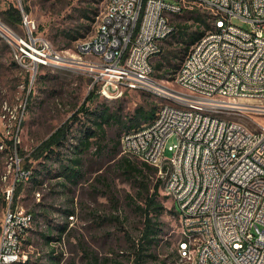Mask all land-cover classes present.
<instances>
[{
  "label": "built area",
  "instance_id": "2783aa9c",
  "mask_svg": "<svg viewBox=\"0 0 264 264\" xmlns=\"http://www.w3.org/2000/svg\"><path fill=\"white\" fill-rule=\"evenodd\" d=\"M175 1L108 0L111 13L101 14L107 15L105 30H98L97 38L77 41V53L91 55L92 63L68 61L67 53L34 36L35 23L25 16L28 38L15 37L16 59L22 65L28 61L33 74L39 67L82 69L104 98L119 99L135 90L178 97L180 110L169 108L155 127L123 136L122 153L151 167L162 164L160 180L168 166H176L172 187L165 192L171 199L180 194L175 211L192 240L179 244L189 258L190 246L200 247V262L194 264H264V140L247 151L248 137L255 135L246 125L219 116L237 107L264 119V0H254L256 14L248 13L243 0ZM198 9L210 20L211 12L220 10V25L192 45L188 64L176 80L193 87V94H181L156 78L153 58L176 32L170 16ZM235 18L251 29L235 25ZM189 104H198V111L189 113ZM202 106H210V114H200ZM172 137L177 141L167 146ZM227 166H235V174L222 180ZM12 193L5 196L0 264L28 259L26 253H16L18 229L28 211L12 206ZM195 226H202L203 234H196ZM227 247H234V255H227Z\"/></svg>",
  "mask_w": 264,
  "mask_h": 264
},
{
  "label": "rangeland",
  "instance_id": "374dc122",
  "mask_svg": "<svg viewBox=\"0 0 264 264\" xmlns=\"http://www.w3.org/2000/svg\"><path fill=\"white\" fill-rule=\"evenodd\" d=\"M107 3L108 0H0V22L8 31L0 29L11 39L28 38L24 19L15 26L5 19L4 12L14 4L24 18L35 23V37L48 40L57 50L74 52L77 42L71 38L80 34L92 37ZM198 13L210 22L211 28L212 16L210 20L201 9L171 15L170 20L175 25L190 24L194 30ZM233 23L251 29L240 18L233 19ZM186 47L173 35L164 42L163 53L153 58L154 66H164L156 70V78L181 94L187 91L174 80L192 48L187 51ZM16 52L15 44L0 34V225L8 205L5 196L13 190L12 206L22 207L34 216L23 244V253L28 256L23 264H134L133 245L144 228L139 206H144L146 194L140 181L148 182L153 192L160 178L157 168L149 169L140 159L122 153L121 140L126 130L117 120H126L140 106H156L158 111L167 100L137 90L119 99L104 98L91 87L92 81L82 69L39 67L33 74L28 61L24 65L17 61ZM170 63L180 68L172 69L175 73L164 79L158 77L170 68ZM94 90L96 96L88 102ZM84 105L89 111L108 107L115 118L104 125V134L92 139L90 149L76 151L83 138V123L94 127L95 122V116L79 112ZM76 115L79 121L74 120ZM219 116L253 126L249 116L232 109ZM252 117L264 124V119ZM67 122L72 127L63 147L56 148L53 155L47 152L52 155L49 158L35 159L36 149ZM176 141V137L170 138L167 146ZM165 155L171 157L172 152L167 150ZM73 159L81 161L75 167L80 170L78 183L65 176V166L73 165ZM131 168L135 171L130 173ZM162 182L160 194L166 208L161 218L163 231L159 245L150 250L148 264H188L177 256L183 227Z\"/></svg>",
  "mask_w": 264,
  "mask_h": 264
},
{
  "label": "trees",
  "instance_id": "16d2710c",
  "mask_svg": "<svg viewBox=\"0 0 264 264\" xmlns=\"http://www.w3.org/2000/svg\"><path fill=\"white\" fill-rule=\"evenodd\" d=\"M5 19L8 24L11 26H15L17 24L22 23L24 19V15L20 8L15 6L14 4L10 5L9 8L4 12ZM98 15V14H97ZM95 18L92 19V24L95 23ZM195 26L194 30H192V27L190 24H184V25H176V32L174 33V36L177 35L178 41L187 44V51L191 48V46L197 42L204 34L205 32L210 29V24L207 21L206 18L201 16L199 13L194 18ZM91 27V26H90ZM86 36L84 34L80 35H74L71 39L74 41H79L82 38H85ZM190 51V50H189ZM163 53V52H162ZM161 53V54H162ZM187 53V52H186ZM160 54V55H161ZM163 64L159 63L155 66V70H161L163 69ZM179 69L180 67L176 64L170 63V68L164 69L162 74H159L158 77L161 79H164L167 77L168 74L175 73L172 69ZM156 73V72H155ZM96 96V90L92 91L90 95L87 98V101H91ZM79 112H86L88 116L92 117L95 116V122L94 127L90 126L89 124L86 125L83 123V138L81 139V142L79 146H77L76 151L79 149L82 150H88L93 145L92 139H95L96 136H99V134H104V125L108 123L110 120H113L115 117L113 114L109 112L108 107H104L101 109L100 107L96 109L95 111H89L88 108L84 105L81 107ZM157 108L156 106L153 108H146L143 106L138 107L135 112L126 120H117L118 123L123 127V129L126 130L124 134L138 131L142 129L143 127L147 126L149 123L153 122L154 118L156 117ZM75 121H79V118L74 116ZM91 120V119H89ZM81 122V121H80ZM71 124L69 122L63 124L61 127L57 128V130L47 139L45 140L37 149L36 153L34 154L35 159H41V158H49L53 154H56L54 150L56 148H62L66 140L68 139V136L71 132ZM100 147V146H99ZM52 153V155H48V153ZM129 162V160H126ZM73 165H66L65 166V176L73 180L74 183H78L80 179V170L75 167H79L81 161L79 159H73L71 160ZM130 163V162H129ZM149 169L155 168L144 164ZM135 171V168L130 169V173ZM142 172L140 171V174ZM144 179L145 176H142ZM147 179V178H146ZM141 187L144 189L145 196V202L144 206H139V209L142 211V216L144 218V228L141 232V237L138 239V241L133 245L134 248V264H148V257H150L152 254L150 253V250L159 245V242L161 240L162 236V223L161 218L166 213V208L161 200V194H160V188L161 184L163 183L162 180H158L153 187V192L151 191L150 184L148 182L140 181ZM164 186V185H163ZM174 213H176L174 209ZM65 230V227L62 228V232ZM0 231H1V225H0ZM27 241V240H26ZM25 262H20L17 264H23ZM164 264V263H162Z\"/></svg>",
  "mask_w": 264,
  "mask_h": 264
},
{
  "label": "bare ground",
  "instance_id": "6f19581e",
  "mask_svg": "<svg viewBox=\"0 0 264 264\" xmlns=\"http://www.w3.org/2000/svg\"><path fill=\"white\" fill-rule=\"evenodd\" d=\"M243 1H246V5L248 6V13L249 14H256V5H254V0H243ZM103 13H111V6H106ZM211 16H212V21H211L212 27L211 28H218V26L220 25V10H213L211 12ZM106 27H107V15H101L98 27L96 29V32L90 38H97L98 30H105ZM0 28L5 29V26L1 22H0ZM5 30L8 31L7 29H5ZM8 36H10V35L8 34ZM205 36H206V34H204L202 37H205ZM13 39H15V37H13ZM191 50H192V48H191ZM61 53H67V60L70 62L92 63V56L91 55L84 54V53H77V49L74 52H71V51L63 52V51H61ZM161 53L162 52L154 53V58L156 56L160 55ZM188 61H189V55L187 56V58L183 62L182 66H186L188 64ZM182 66H181V68L178 71V74L176 76H178L180 74ZM174 83H176L177 85L184 88L187 91V94H193V87H189V85H187L185 82H178L175 78ZM165 88L169 89L171 91H175L173 88H169V87H165ZM158 95L163 96L167 100V102L161 105V107L159 108V110L156 113V117L154 118L153 122L149 123L147 126L143 127L140 130H146L149 127H155V120L157 118H161L162 115L165 114L167 110H169V108L171 110H180V100L178 99V97L166 96V94H158ZM107 98L114 99L116 97H107ZM228 109H232V111L238 112L242 115L249 116V120L251 121V124L253 126H249L247 123H244V122H239V121L225 119V118H224V121H232L233 123H237L239 125H246L249 128V133L255 135V137H248L247 151H254L256 148H259L262 141L264 140V131H262L261 124L259 122H257L252 117L255 114L254 113H246L243 111V109H240L237 107H228ZM224 110H226V109H224ZM197 111H198V104H189V113H196ZM200 114H210V106L200 107ZM140 130L130 132V133L131 134H140ZM124 136H129V133L125 134ZM153 167L157 168L158 172H162V164H153ZM175 173H176V166H168L167 169L165 170L164 178L162 180L164 181V183L166 185V190H168L169 188L172 187V184L174 182ZM234 174H235V166H227L224 169V172H222V180H230ZM172 200H173V205H174L175 210H179L180 194H172ZM33 220H34V216L32 214H28L26 216V223H22V229H18L19 241H17V243H16V253H18V254H24L23 253V244L26 240L25 239L26 236L28 235V233L31 229ZM195 233L196 234H203V227L202 226H195ZM179 240L180 241L192 240V232L187 231V229L185 227H183L182 237ZM180 241H179V243H180ZM179 243H178V247H177V256H178L180 261H182L184 263H188V264H194V263L200 262V247L199 246H190V258H189V256L182 254V246ZM227 255H234V247H227ZM23 261H24V259H11V260H9L8 264H17V263H20Z\"/></svg>",
  "mask_w": 264,
  "mask_h": 264
},
{
  "label": "water",
  "instance_id": "95a60500",
  "mask_svg": "<svg viewBox=\"0 0 264 264\" xmlns=\"http://www.w3.org/2000/svg\"><path fill=\"white\" fill-rule=\"evenodd\" d=\"M6 29V27H5ZM0 34H2V36H4L6 39H8L10 42L16 43L13 39L10 38V36H8L7 33H5L3 30L0 29Z\"/></svg>",
  "mask_w": 264,
  "mask_h": 264
}]
</instances>
